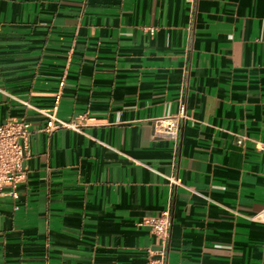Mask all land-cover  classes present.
Listing matches in <instances>:
<instances>
[{"label":"crops","instance_id":"1","mask_svg":"<svg viewBox=\"0 0 264 264\" xmlns=\"http://www.w3.org/2000/svg\"><path fill=\"white\" fill-rule=\"evenodd\" d=\"M180 98L172 139L154 120ZM18 118L0 264H145L139 222L166 208L168 264H264V223L231 211L264 207V0H0V122Z\"/></svg>","mask_w":264,"mask_h":264},{"label":"built area","instance_id":"2","mask_svg":"<svg viewBox=\"0 0 264 264\" xmlns=\"http://www.w3.org/2000/svg\"><path fill=\"white\" fill-rule=\"evenodd\" d=\"M60 86L63 81H60ZM60 94L55 98L57 104ZM26 106L47 117L44 130L60 127L79 130V125L73 121H64L55 114L56 105L52 108H39L21 101ZM187 117L186 105L183 98L179 99L177 110L169 115L156 117L154 120L159 132L169 138L175 139L178 135L180 124ZM33 132L31 123L25 118L9 119L0 122V197H18L20 184L26 179V160L28 158L29 139ZM240 139L238 142L241 143ZM257 148L264 151V142H257ZM173 183L180 184L178 179H171ZM17 208V207H15ZM238 216L247 220L264 223V207L253 215H245L231 210ZM139 225H146L156 240V248L148 250L145 264H168V255L171 240L172 215L169 208L164 209L159 215L143 218Z\"/></svg>","mask_w":264,"mask_h":264}]
</instances>
